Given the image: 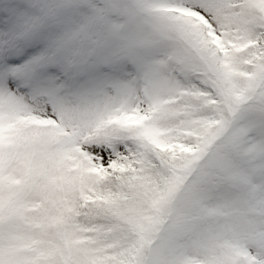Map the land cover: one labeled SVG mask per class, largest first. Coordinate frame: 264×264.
Wrapping results in <instances>:
<instances>
[{"label":"snow or ice","instance_id":"obj_1","mask_svg":"<svg viewBox=\"0 0 264 264\" xmlns=\"http://www.w3.org/2000/svg\"><path fill=\"white\" fill-rule=\"evenodd\" d=\"M0 264H264V0H0Z\"/></svg>","mask_w":264,"mask_h":264}]
</instances>
